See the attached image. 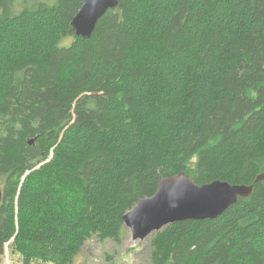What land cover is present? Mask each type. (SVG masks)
<instances>
[{"label":"trees","instance_id":"trees-1","mask_svg":"<svg viewBox=\"0 0 264 264\" xmlns=\"http://www.w3.org/2000/svg\"><path fill=\"white\" fill-rule=\"evenodd\" d=\"M82 2L0 0V226L24 223L12 253L73 264L185 172L255 191L156 232L151 263L264 264V0H119L90 38L72 25Z\"/></svg>","mask_w":264,"mask_h":264},{"label":"water","instance_id":"water-1","mask_svg":"<svg viewBox=\"0 0 264 264\" xmlns=\"http://www.w3.org/2000/svg\"><path fill=\"white\" fill-rule=\"evenodd\" d=\"M118 4L119 0H83L72 21L76 34L90 38L101 17ZM34 141L31 139L29 143ZM261 180L264 174L257 178ZM254 191L255 184L221 180L198 185L189 174L181 172L162 177L154 195L140 199L125 213L124 224L131 230L134 240H142L178 221L216 219L240 197H250Z\"/></svg>","mask_w":264,"mask_h":264},{"label":"rangeland","instance_id":"rangeland-1","mask_svg":"<svg viewBox=\"0 0 264 264\" xmlns=\"http://www.w3.org/2000/svg\"><path fill=\"white\" fill-rule=\"evenodd\" d=\"M101 95H106L107 98L111 97L110 92H105ZM73 105L74 102L70 101L62 108H53L44 111V113H42L43 115H41L43 117H39V121L43 119L57 120L59 116H62L66 112V109L72 111ZM86 117L91 121L94 120V118L98 119L101 123L109 120V117H107L104 112L96 116L87 114ZM83 155V152H78L74 157L78 160ZM2 169H4V166L0 168V171H3ZM0 187L3 188V183L1 181ZM22 225H24V223L18 215H11L7 222L0 226L1 264H24L22 258L17 254H13L11 249L12 241L22 230ZM155 233L150 234L145 239L134 240L131 230L124 225L120 232L119 239H102L100 236L94 235L85 242L80 254L73 264H152V239Z\"/></svg>","mask_w":264,"mask_h":264}]
</instances>
